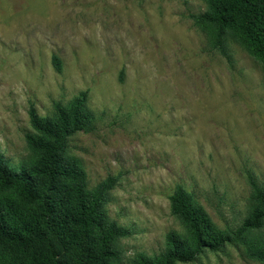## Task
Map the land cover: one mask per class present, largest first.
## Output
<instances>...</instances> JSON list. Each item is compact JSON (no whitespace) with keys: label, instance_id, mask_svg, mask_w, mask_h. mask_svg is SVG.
Returning a JSON list of instances; mask_svg holds the SVG:
<instances>
[{"label":"rangeland","instance_id":"obj_1","mask_svg":"<svg viewBox=\"0 0 264 264\" xmlns=\"http://www.w3.org/2000/svg\"><path fill=\"white\" fill-rule=\"evenodd\" d=\"M205 10L203 0H0V153L26 160L29 110L51 116L86 91L93 127L68 151L90 188L117 177L106 209L132 232L122 264L186 233L170 210L178 187L224 230L247 215L249 176L264 186V65L232 37L230 61L213 48L191 18ZM179 264L264 263L227 244Z\"/></svg>","mask_w":264,"mask_h":264},{"label":"trees","instance_id":"obj_2","mask_svg":"<svg viewBox=\"0 0 264 264\" xmlns=\"http://www.w3.org/2000/svg\"><path fill=\"white\" fill-rule=\"evenodd\" d=\"M206 10L191 14L195 26L208 30L211 45L230 61L232 37L264 65V0H203ZM56 70L61 60L52 56ZM82 91L66 105L53 103L51 116L29 110L26 133L30 155L14 164L0 153V264H122L120 240L132 234L110 219L106 204L117 177L90 188L68 141L93 127L94 115ZM248 212L236 229L217 228L194 195L178 187L170 210L186 233L169 232L164 248L138 253L131 264L191 263L227 245L244 246L245 255L264 263V186L250 175Z\"/></svg>","mask_w":264,"mask_h":264}]
</instances>
